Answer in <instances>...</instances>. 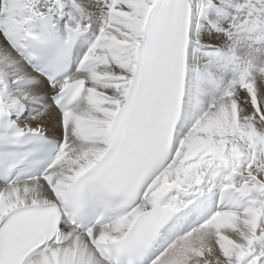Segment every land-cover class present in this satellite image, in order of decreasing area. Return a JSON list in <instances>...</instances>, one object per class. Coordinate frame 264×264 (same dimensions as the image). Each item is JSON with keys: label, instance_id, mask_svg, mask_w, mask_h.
Instances as JSON below:
<instances>
[{"label": "snow or ice", "instance_id": "1", "mask_svg": "<svg viewBox=\"0 0 264 264\" xmlns=\"http://www.w3.org/2000/svg\"><path fill=\"white\" fill-rule=\"evenodd\" d=\"M0 264H264V0H0Z\"/></svg>", "mask_w": 264, "mask_h": 264}]
</instances>
